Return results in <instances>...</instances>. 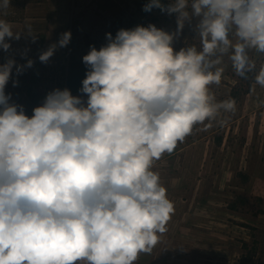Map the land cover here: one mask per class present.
<instances>
[{"label": "clouds", "instance_id": "1", "mask_svg": "<svg viewBox=\"0 0 264 264\" xmlns=\"http://www.w3.org/2000/svg\"><path fill=\"white\" fill-rule=\"evenodd\" d=\"M153 7L177 14V33L150 24L106 34L83 57L86 106L55 89L29 117L5 95L15 62L0 65V264H134L167 231L174 204L153 163L196 125L235 111L209 86L221 82L224 56L240 77L255 69L248 51L264 53V0H149L144 11ZM192 18L200 49L174 51ZM6 37L20 34L0 20L5 51ZM70 38L63 33L59 46ZM255 82L264 86V66Z\"/></svg>", "mask_w": 264, "mask_h": 264}, {"label": "rangeland", "instance_id": "2", "mask_svg": "<svg viewBox=\"0 0 264 264\" xmlns=\"http://www.w3.org/2000/svg\"><path fill=\"white\" fill-rule=\"evenodd\" d=\"M118 1L125 30L152 24L177 33L176 13L155 7L145 13L136 0ZM172 3L167 0L165 7ZM111 11L98 0H10L0 8V20L20 34L19 39L5 38L7 51L0 47V65L15 62L4 90L9 104L22 106L31 117L50 92L68 89L72 59H82L92 47L99 50L109 42L106 34L115 37L118 25H113ZM197 22L184 23L174 37V51L200 49ZM65 32L71 38L60 47ZM53 45L51 57L41 62L40 55ZM248 55L256 67L246 78L224 56L218 65L224 69L221 82L209 86L216 102L234 100L235 111H221L214 120L196 125L171 154L154 161L152 170L159 174L174 213L151 253H141L134 264H264V86L255 82L264 53L252 49ZM80 89L71 94L86 106L87 94Z\"/></svg>", "mask_w": 264, "mask_h": 264}, {"label": "trees", "instance_id": "3", "mask_svg": "<svg viewBox=\"0 0 264 264\" xmlns=\"http://www.w3.org/2000/svg\"><path fill=\"white\" fill-rule=\"evenodd\" d=\"M100 7L104 9H111L112 13L114 14V20L113 25H118L117 31L121 29H125L123 27V19L120 17L122 12V4L118 0H98ZM136 4L144 11V6L149 3V0H136ZM161 3L165 6L167 4V0H161ZM160 9V8H159ZM104 44L103 46H105ZM102 46V47H103ZM90 70L89 66H87L83 62L82 59H72L70 62L69 72H68V90L70 92H74L75 90H78L82 88V81L86 78L87 72Z\"/></svg>", "mask_w": 264, "mask_h": 264}]
</instances>
